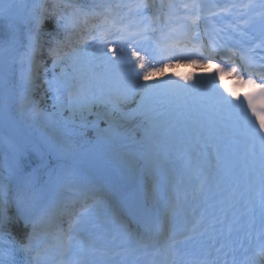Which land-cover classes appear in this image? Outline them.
I'll use <instances>...</instances> for the list:
<instances>
[{
    "label": "snow or ice",
    "instance_id": "6c2138e0",
    "mask_svg": "<svg viewBox=\"0 0 264 264\" xmlns=\"http://www.w3.org/2000/svg\"><path fill=\"white\" fill-rule=\"evenodd\" d=\"M152 6L155 7V5ZM136 7L139 9L149 6L141 4ZM168 7L171 8L172 5L169 4ZM191 7L196 8L199 5L194 3ZM231 7L236 6H229ZM239 7L250 9L255 6L250 0L248 4ZM228 10L222 9V11ZM89 14L85 6L77 4L75 0H59L53 3L51 10L42 7L38 13L27 16L14 12L12 5L0 8V53L5 54L3 73L7 114L10 115L12 111L9 93L15 86V60H10L8 54L18 53L23 49L21 61L24 55L30 56L37 66L36 75L38 76V69L42 67V60L39 57L44 55L47 43V55L52 58L51 68L54 76L52 80L45 79L44 83L48 85L49 90L57 93L55 99L59 100L61 86L54 70L65 63L66 58L62 53L64 47L71 43V30L76 27L81 17H87ZM259 15L261 23L264 24V12ZM198 19L199 16L194 18L192 24L196 25ZM252 22V18H249L244 21V24L250 26ZM232 29L239 33L240 37L247 35L238 24L232 25ZM118 31L126 32L127 29ZM115 34L102 32L93 39H98L102 45L107 46L110 43L107 37ZM124 38L123 35L120 36V39ZM179 43L177 41L176 45L179 46ZM211 43L210 41V47ZM256 47L264 48V28L261 30L260 42ZM108 51L113 53V60L122 59L123 48L109 47ZM251 51L254 50L250 49ZM101 54H104L103 48H101ZM181 54L198 55L201 60L210 59L212 56L211 51L208 52L207 57L203 50L189 52L186 46L181 50ZM132 56L138 61L135 67L142 69L143 74L130 70L129 74L134 78L130 89L113 94L104 100L102 109L99 104H89L80 112V118L85 120L84 111H87L89 115L96 117L91 122L94 130H99L100 123L103 122L107 126L105 131L113 136L121 135L122 130H128L130 124L138 121L136 129L141 131L146 139L159 125L151 120L145 102L148 95L156 91L160 85L136 83L137 79L144 81L149 79L151 73L147 71V67L150 66L151 56L145 53L148 62L145 56L139 55L138 51H133ZM240 60L242 63H247L251 60V56L242 55ZM196 62L193 60V63ZM128 63L131 65V61ZM217 71L235 73L241 84H255L251 74L245 81L236 67L227 69L218 67ZM261 79L264 81V77ZM32 82L34 83V80ZM171 87L183 88L184 86L173 82ZM256 87L259 89L258 92L245 94L243 101L238 104H233L227 97H220L222 104L243 110V118L251 126L252 140L259 141V157L256 155L254 144L252 149L246 152L248 160L244 166L245 182L243 184L239 176L235 174V165L232 160L226 154L222 155L219 143L201 142L204 138L198 136L197 142L189 149L194 155L177 154V160L182 168L181 174L186 176L189 184L195 185L193 199L200 201L203 205V207L192 209L190 219L185 220L179 228L171 222L167 229L156 226L155 235H152V228L145 224L142 227L149 232L147 239L143 233L125 225L127 237L125 244L113 248L109 244L102 243L101 236L85 226L84 216L89 210V206L86 205L80 213L68 212L67 227L57 229L52 236L54 244H45V251L49 247L55 249L54 264H238L233 234L238 236L242 224L246 223L249 229L248 235L251 236V230L256 228L258 216L259 236L264 238V135H262L264 133V82ZM137 88L141 90L140 93L136 92ZM227 91L230 96L238 99L237 94L231 89ZM73 96V93H69L67 97L69 107L72 106ZM245 102L246 109H244ZM131 104H135V107H126ZM249 112L251 116L248 115ZM25 151L22 148H13L12 160L7 165V179L11 181L17 178L21 181L17 192L12 193L10 183L0 182V238L7 239V246L0 248V264H38L36 257L33 256V242L37 237V216L44 214L46 208L43 204L42 189H37L32 177L24 173ZM138 227H140L139 224ZM149 249H151L150 252ZM256 255L260 257V264H264V244L260 246ZM144 257L148 259L145 260Z\"/></svg>",
    "mask_w": 264,
    "mask_h": 264
},
{
    "label": "rangeland",
    "instance_id": "374dc122",
    "mask_svg": "<svg viewBox=\"0 0 264 264\" xmlns=\"http://www.w3.org/2000/svg\"><path fill=\"white\" fill-rule=\"evenodd\" d=\"M41 6V5H40ZM150 8L148 7L146 10H152V6L149 5ZM36 9L31 10L29 13H35ZM82 60H85V62L88 64L85 70V73L82 72V70L77 71L76 73H74L72 75L71 78H69L66 83L64 84V86L61 87V91H65V94H69V93H73V100H72V106L69 107V104L67 102H64V104H56L54 102V98L55 96L52 95V98L50 99L49 102V112H44V111H34L30 112L29 117L33 120L34 124H37L38 127L42 130V132H47V133H52L54 135L55 140L58 141V143L60 144V148L63 150H70L69 147V143L67 142V140L65 139V135L63 134V131L61 129L60 124H58L57 122L61 121L63 119V114L66 110H69L70 112V117H79L80 116V112L82 110H85L87 108V106L89 104L95 103V104H99L100 106H103L102 102L106 99H108L109 97H111L113 94H111V92L104 90L103 88L99 87V85L97 84H91V86L89 87L88 85L85 84H81L80 88H85V89H89L92 92V97H88L89 93L87 94L86 97H80L77 95V93H75V89L79 88V85H75L74 83L70 84V80L73 79L76 76H79L80 74L84 75L85 78H87L86 76H88V72L89 70H92L91 67H89V65L92 63L87 62V60L85 59L86 56L82 55ZM96 65H98L96 63ZM24 66V64H23ZM85 63L83 64V62L81 61L80 63V67H84ZM26 70L24 69V72L22 74L21 77H26L28 79V82L24 83V85H26V93H30L32 90V81H31V77H30V70L27 66H25ZM99 79L97 78L96 81H98ZM22 80H20V85H21ZM77 84H80L79 80H77ZM23 86H21V88H25ZM95 90H98L97 93H94ZM25 92V91H24ZM23 92V93H24ZM177 98L181 97V90L180 88L177 89ZM183 95V94H182ZM166 98H169V96H166ZM137 99H139V95H137ZM24 107V103L22 104ZM30 104H28V107L25 106V110H28L31 106H29ZM126 107H130V108H134L135 104H131L128 105ZM174 109V108H173ZM172 109V111L169 112L170 117H174V119H171V121L173 120L174 123H177L178 128H183L186 125V121L190 118V113H186L183 115H178L176 112H174ZM88 114L87 111H84V115ZM163 122V120H161ZM133 125L130 124L128 126V130H126L125 132L122 130V134L119 136H113L111 135L113 138H117V137H121V138H125V135L129 134L130 138H133ZM161 129V126L159 125L156 129H154L153 134H151L148 138H144L140 144H136L135 147H133L132 149H130L131 151H133L132 153H136L139 152L137 154H139V159L142 156H146L148 152H144L142 151V147H151V146H156L157 150H156V154L158 155V159L155 161V165L154 168L156 169H162V170H172L171 167H173V160L171 157H169V153H171L169 146H174V144L176 143L175 139L172 138H168L167 139V135L163 134L161 135V139L157 140L155 139V137L158 136L159 134V130ZM144 137V136H143ZM133 144V142L131 143ZM106 146V145H105ZM102 150H91L89 153V156H95V154H100ZM131 151H127V152H131ZM154 154H152L153 156ZM151 156V155H150ZM138 159V160H139ZM148 164V163H146Z\"/></svg>",
    "mask_w": 264,
    "mask_h": 264
},
{
    "label": "bare ground",
    "instance_id": "6f19581e",
    "mask_svg": "<svg viewBox=\"0 0 264 264\" xmlns=\"http://www.w3.org/2000/svg\"><path fill=\"white\" fill-rule=\"evenodd\" d=\"M132 1H133V4H132L133 6L130 7L129 5L127 10L123 11V13H127L128 11L134 10V7H136V3L138 2V0H132ZM34 7L36 8V0H32L27 6L18 5L15 7L13 11L20 12L24 14L25 16H27L28 11L33 9ZM142 9L143 8H139L140 11H142ZM21 53L22 54L24 53L23 49H21ZM23 58H27V55H24ZM15 81L17 83L19 82L17 78H15ZM108 87L110 88V86ZM17 93L21 95V90H17ZM20 95L18 97L19 100L21 98ZM81 95L83 94L81 93ZM195 100H199L198 102H196V104H199L202 102V106L200 107V114H199L200 121L197 123L198 130H200L203 128L204 123L207 120H209V102L206 98H198V99L195 98ZM58 101H62V99L60 98ZM38 139L43 144L47 145L49 148V155L45 159V177L49 175L51 176L52 179H54L60 176V173L63 171L62 168L75 166L76 163L72 162L70 159L66 158L64 155L60 154L56 149L52 147V144L50 143V137L47 136V134H44L42 136L40 135ZM3 144L4 143L0 135V182L9 183L10 181L7 179L8 177L7 165L9 164V162L7 161L6 156H5L6 155L5 151H7L8 148L3 147ZM153 151L154 150H150L151 153ZM74 154L77 155L78 153H74ZM147 154L149 155L150 153H147ZM98 163L109 164V166L115 172H117V174L120 177V183L119 185H117V188L119 189L118 191L121 192L122 194H126L127 196H130V197H134L135 196V186H134L135 184L137 186L142 185V188L144 190L149 191L148 190L149 186L145 182L144 176H142V173L144 170L146 171L145 174L148 171H152L150 168L151 165H149V163L146 164L142 159L131 161L127 159V156H121L118 159H112L111 162L100 160ZM179 180L182 181V179H179ZM166 182L161 184V188L167 193L168 196L163 197L162 199L158 200L157 205H156L158 209H161V207L165 204V202L168 199H170L171 197L170 195H172L171 185L170 184L167 185ZM88 185H92V183L90 184L88 183ZM62 187H63V192H64V189L66 188V183H62L58 187V190L62 189ZM120 201H122V199H120ZM178 205L181 207H185L186 202L181 200V202ZM93 212L96 214H99L97 213V210Z\"/></svg>",
    "mask_w": 264,
    "mask_h": 264
},
{
    "label": "trees",
    "instance_id": "16d2710c",
    "mask_svg": "<svg viewBox=\"0 0 264 264\" xmlns=\"http://www.w3.org/2000/svg\"><path fill=\"white\" fill-rule=\"evenodd\" d=\"M46 27H47V25H46ZM81 135H82V134H81ZM89 135H91V136H92L93 134H92V133H90ZM83 136H84V135H83ZM81 137H82V136L78 135L76 139H78V140H79Z\"/></svg>",
    "mask_w": 264,
    "mask_h": 264
}]
</instances>
